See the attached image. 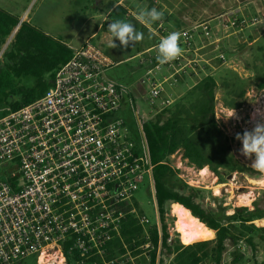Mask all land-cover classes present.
<instances>
[{
    "label": "built area",
    "instance_id": "1",
    "mask_svg": "<svg viewBox=\"0 0 264 264\" xmlns=\"http://www.w3.org/2000/svg\"><path fill=\"white\" fill-rule=\"evenodd\" d=\"M151 2V8H157L158 0ZM240 13L232 9L222 14L221 30L242 32L261 22L259 15L241 21ZM111 22L106 16L101 27L107 30ZM149 28L157 41L142 54L150 69L141 83L148 88L145 100L151 110H163L171 104L161 97L166 84L176 83L187 67L197 73L189 58L197 33L179 30L183 54L160 65L156 47L170 32L165 18ZM218 57L225 62L223 54ZM113 65L88 41L56 71L45 95L0 118V264H18L50 250L66 262L67 243L68 253L77 256L76 264L91 260L126 264L125 256L130 264L140 256L149 259L153 245L147 231L141 246L147 253L107 259L127 214L141 225L149 222L135 207L125 211L117 205L132 202L146 177L151 189L153 167L143 133L138 140L129 136L125 121L117 115L127 88L105 77ZM161 66L171 75L157 78L155 71Z\"/></svg>",
    "mask_w": 264,
    "mask_h": 264
},
{
    "label": "trees",
    "instance_id": "2",
    "mask_svg": "<svg viewBox=\"0 0 264 264\" xmlns=\"http://www.w3.org/2000/svg\"><path fill=\"white\" fill-rule=\"evenodd\" d=\"M148 6L151 9L150 3ZM120 12L125 14L123 8L116 7L111 12L110 19L115 20ZM13 33L14 36L0 60V118L45 95L53 84L56 71L75 51L30 23L20 22L18 17L0 8V51ZM262 77L264 79V76ZM18 79H27L31 84H22ZM194 86L200 96L191 104H177L166 119L164 115L169 111L168 108L156 113L155 118L150 121H140V130L144 135L153 166L150 192L157 223L146 228L133 214H127L120 235L109 245L108 260L117 259L128 252L133 256L142 253L141 246L146 243L144 235L147 231L153 245L147 253L149 259L145 258L149 264H163L162 255L165 249L169 254H173L172 264H222L227 242L235 246L243 241L255 246V235L264 233V227H258L254 223L264 219V207L255 203L253 209L240 207L232 214L208 210L197 201L198 189L181 180L179 170L169 163L172 155L182 152L187 162L198 169L208 166L219 174V168L226 166L225 158L213 155V152L208 150L206 141L209 138L219 142L220 130L215 121L216 79L207 75ZM261 88H264V83ZM226 160L231 161L232 158L228 157ZM232 165L241 172L251 170L234 161ZM174 203L183 205L193 216L214 230L215 238L190 245L169 244L166 216L169 214L170 205ZM133 207L138 213H142L135 198L132 202L117 205V209L125 211ZM69 245L70 243L63 245L66 264H76V254L68 253ZM242 257L240 254H234V262H238ZM124 259L126 264H130L129 256ZM88 264L103 263L100 260H91Z\"/></svg>",
    "mask_w": 264,
    "mask_h": 264
},
{
    "label": "rangeland",
    "instance_id": "3",
    "mask_svg": "<svg viewBox=\"0 0 264 264\" xmlns=\"http://www.w3.org/2000/svg\"><path fill=\"white\" fill-rule=\"evenodd\" d=\"M198 1V0H196ZM199 0L198 2H201ZM115 0H100L98 11L100 15H103L114 3ZM149 2L148 0H129L128 6L130 8L136 7L139 3L143 4ZM244 4V3H243ZM241 4V6H243ZM231 1L228 0L227 8L232 6ZM236 5V6H235ZM234 9L239 4H235ZM89 5H86L88 7ZM236 7V8H235ZM120 8V7H118ZM88 9H91L88 7ZM190 0H183L179 2L180 13L189 14L190 16ZM118 10V9H117ZM85 12V8H84ZM249 9L246 10L247 20L251 19L255 15ZM208 18V17H207ZM207 20V19H206ZM249 30V29H248ZM138 31V30H137ZM107 32L102 30L101 34L95 42ZM235 29H231L227 32L221 30L220 33L227 36L220 49L212 52L210 65L208 70L201 71L198 76L195 75L193 79H190V91L186 92L183 96H164L162 100H170L171 104L164 109L168 108L169 111L164 115V118L170 116V112L174 111L177 104L189 105L195 101L200 93L194 89L193 83L206 75H212L217 82L216 94H215V121L218 129L219 142L206 139L208 142V150L213 152V155L225 158L226 166L219 168V174L213 172L208 166H206V174L190 165L183 157L182 152H177L169 158V163L179 170V178L183 180L187 185L198 189L197 201L201 203L206 209L216 213L232 214L237 208L248 207L254 208V204L257 203L260 207H264V187L260 185V180L264 179L261 175L251 168L252 159L245 158L239 152L241 148V142L235 139L236 133H242L245 129H251L253 123L251 122V116L257 108L264 109V88H261V84L264 83V53L258 52L256 47L252 45V39H250L249 31L244 29L240 33H234ZM107 35H110L107 34ZM14 33L7 39L6 43L1 47L0 60L3 53L9 46ZM117 43L119 41L114 38ZM94 42V41H93ZM116 43V44H117ZM154 43V37L150 31L144 33V39L133 45H129L127 48H123L118 44L120 54L118 57H131L134 56L138 49L147 48ZM100 49L105 53H110V48L107 45L97 44ZM124 51H123V49ZM114 49H117L114 48ZM121 51L123 52L121 54ZM219 54H223L226 58L225 62L218 57ZM114 62L119 61L115 58ZM198 64H203L199 62ZM124 66L139 68V59L134 58L127 61ZM122 68V67H120ZM200 70V66L197 67ZM22 84H31L27 79H18ZM124 86V85H123ZM132 113L128 112L125 130L127 134L134 139L141 138V131L138 129V117L143 122L150 121L155 118L156 113L162 111L158 109L152 111L147 100H136ZM234 108L237 113V118L225 119L230 111ZM143 114H145L144 117ZM225 117V118H224ZM228 157L232 158L231 161L226 160ZM237 162L241 165L250 168L241 172L236 168H233L232 162ZM215 189V190H214ZM134 198L139 204V208L142 213L139 215L147 218L148 223L145 224L146 228H149L157 223V215L155 205L150 194L149 178H145L144 182H141L134 195ZM169 214L166 216L167 231L169 233L168 243L171 245L182 244L180 240V234L176 230V216L172 212V207H169ZM260 219L254 221L258 227H264V221ZM258 223V224H257ZM215 238V237H214ZM214 238L210 239L213 240ZM205 240V241H210ZM203 242V241H199ZM196 243V242H195ZM254 245H249L245 242H240L238 245H232L230 242L226 243V250L222 256V264H264V233L257 234L254 237ZM143 253H147V250L142 249ZM149 251V250H148ZM64 253V252H63ZM48 256H57V259L50 260L49 262L43 259L42 254L37 258L36 255L31 256L22 261V264H66L62 262L61 256L58 252L50 250L45 253ZM141 254V253H140ZM234 254L242 255V259L238 262H234ZM65 255V254H64ZM66 256V255H65ZM37 258V260H36ZM163 264H172L173 254H169L167 250H163L162 255ZM134 264H149L144 256H140L134 260ZM206 264H211L206 262Z\"/></svg>",
    "mask_w": 264,
    "mask_h": 264
},
{
    "label": "crops",
    "instance_id": "4",
    "mask_svg": "<svg viewBox=\"0 0 264 264\" xmlns=\"http://www.w3.org/2000/svg\"><path fill=\"white\" fill-rule=\"evenodd\" d=\"M182 1L158 0L157 9L164 12V18L169 32L179 31L185 28L196 29L197 36L194 52L190 53L189 58L190 66L194 65L197 68L199 65L200 70L198 69L196 73L187 67L177 77L176 83H173L171 80L166 84V91L162 95L183 96L186 92L190 91V79H193L195 75L198 76L201 74L202 70L205 73L207 72L206 70L209 71L208 65L211 66V53L215 52L218 47H221L227 37L220 33L222 27L221 15L234 9L235 4H239L235 8L241 10L239 14L241 21L247 20L246 10L248 9L253 12L252 15H259L261 17L260 23L246 28V31L250 32L249 36L252 39V45L258 49V52L264 53V0H229L233 5L228 8V0H202L201 2H198L199 0H190V16L189 14L180 13L179 10L177 11L179 2L181 3ZM128 2L129 0H115L103 15H100L98 11L100 0H0V8L18 17L20 22L30 23L38 30L67 44L74 50L80 49L88 41L92 42L96 47H98L97 44L109 46L111 37L107 35L109 32L101 27V23L103 18L110 16L116 7L123 8L125 14L120 12L115 20L121 19L131 22L138 31L143 33L150 31L154 37V43L147 48L141 47L134 56L118 57V54H120V49L118 48L119 43L114 38L113 41L117 43V49L110 48V53H105L101 49L113 62L116 60L115 58L119 59V61H116L117 65L114 62V65L106 70L105 77L127 88L121 109L117 113L125 121L126 126V117H128V112L132 113L136 100H145L147 96L148 88L141 83V80L146 76L150 66L144 60V58L146 59V55L142 56V54L154 46L157 41V37L150 30L149 26L141 24L135 18L140 8H149V3L152 7L151 0L149 3H139L134 8H130ZM86 5H89L88 7L91 9H88ZM127 12H131L132 14L127 16ZM111 21L113 22L114 20L111 18ZM104 29L107 32L104 33L98 42H95V39L99 37ZM234 33L240 32L235 31ZM134 58L139 59V68L135 69L124 66L127 61ZM194 61H201L203 64H196ZM184 63L186 62L184 61ZM170 75L171 71L164 66L159 67L155 71L157 78L162 79ZM199 80L193 83V86ZM144 116L145 114L142 117ZM137 117L138 129L141 131L140 121L142 118H140L139 112H137Z\"/></svg>",
    "mask_w": 264,
    "mask_h": 264
},
{
    "label": "clouds",
    "instance_id": "5",
    "mask_svg": "<svg viewBox=\"0 0 264 264\" xmlns=\"http://www.w3.org/2000/svg\"><path fill=\"white\" fill-rule=\"evenodd\" d=\"M135 18L141 24L150 26L155 22L162 21L164 12L155 7L151 9L140 8ZM107 31L111 37L109 48L117 47L113 38L118 39L120 46L124 48H127L130 44L135 46L144 39V33L137 31L134 24L121 19L109 23ZM182 35L180 31H173L160 38L156 47V60L160 65L173 62L183 54L180 45ZM232 118H237L234 108L225 119ZM251 122L253 127L250 130L245 129L242 133H236L235 139L241 142L240 154L249 159L254 157L250 166L264 178V109L257 108L251 116Z\"/></svg>",
    "mask_w": 264,
    "mask_h": 264
},
{
    "label": "bare ground",
    "instance_id": "6",
    "mask_svg": "<svg viewBox=\"0 0 264 264\" xmlns=\"http://www.w3.org/2000/svg\"><path fill=\"white\" fill-rule=\"evenodd\" d=\"M206 170H207L206 167H204L201 169V172L205 173ZM259 182L260 185L264 187V179L260 180ZM171 207L173 214L177 218L176 230L179 232L180 240L184 245H190L195 242L210 240L215 237V231L207 227L198 218L193 216L190 210L185 208L183 205L174 203L172 204ZM262 221H264V219ZM41 257H43V259L46 260V262L57 259V256L51 257L46 255L45 253H42Z\"/></svg>",
    "mask_w": 264,
    "mask_h": 264
},
{
    "label": "water",
    "instance_id": "7",
    "mask_svg": "<svg viewBox=\"0 0 264 264\" xmlns=\"http://www.w3.org/2000/svg\"><path fill=\"white\" fill-rule=\"evenodd\" d=\"M18 30V28L15 30V32L14 33H16V31ZM151 191V190H150ZM150 194H151V196H152V193L150 192Z\"/></svg>",
    "mask_w": 264,
    "mask_h": 264
}]
</instances>
